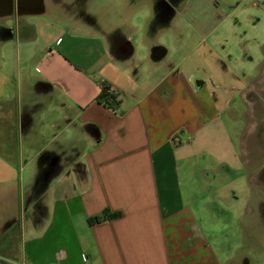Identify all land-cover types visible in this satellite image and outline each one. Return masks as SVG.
Listing matches in <instances>:
<instances>
[{"label":"crops","instance_id":"0c3cea01","mask_svg":"<svg viewBox=\"0 0 264 264\" xmlns=\"http://www.w3.org/2000/svg\"><path fill=\"white\" fill-rule=\"evenodd\" d=\"M144 1L136 46L88 6L10 16L0 3V250L19 235L17 264H220L202 216L236 200L216 194L219 174L257 186L263 77L171 58L159 37L182 0ZM104 86L114 110L96 100ZM42 165L46 182L21 197L18 171L34 170L31 187ZM103 211L119 216L87 222Z\"/></svg>","mask_w":264,"mask_h":264},{"label":"rangeland","instance_id":"374dc122","mask_svg":"<svg viewBox=\"0 0 264 264\" xmlns=\"http://www.w3.org/2000/svg\"><path fill=\"white\" fill-rule=\"evenodd\" d=\"M262 1L264 2V0H182L180 7L175 9L176 16L172 27L162 31L159 38L170 50L171 58L180 60L182 50L184 56L192 58V61L198 55L210 65H227L235 72L245 75L251 72L247 67L257 61V44L264 38H262L264 14L259 6ZM254 2H258V7L253 4ZM92 4L91 14L102 18L109 25L118 26L121 33L131 37L135 46L139 39L141 41L144 39V27L151 16L146 1L92 0ZM5 23L9 24V20ZM154 26L155 29L158 28L156 21ZM180 45L184 47L180 49ZM140 49L139 54L146 52L143 42ZM238 103L235 99L233 105L236 107ZM261 125L263 134V123ZM260 140L256 141L253 138L250 146L260 145ZM40 143L43 144L44 141ZM260 155L264 159L263 151ZM47 166L42 165L35 177L43 184L50 173ZM33 175L34 170L31 167L18 171L17 182L21 184V197H26L28 192L31 193L28 184L34 179ZM220 178L224 179L219 182L216 194L228 198L232 195L236 200L232 201L228 208L219 197L213 214H203L201 226L203 236L207 239V247L212 250L220 264H264V215L257 214V201H264V190L246 185L240 171L231 172L228 178L221 173L218 176V179ZM41 210L39 208L36 211L38 217ZM209 220L212 224H209ZM11 245L13 250L8 252L0 250V264H17L19 235L11 239Z\"/></svg>","mask_w":264,"mask_h":264},{"label":"flooded vegetation","instance_id":"af4514ba","mask_svg":"<svg viewBox=\"0 0 264 264\" xmlns=\"http://www.w3.org/2000/svg\"><path fill=\"white\" fill-rule=\"evenodd\" d=\"M3 6L7 7L8 5V0H0ZM50 2L54 7L57 6V8H61V9H68L71 8L72 6H82L84 9L87 8V6L89 7V9H93V4H92V0H12V5H13V13H16L17 9H21L24 7H37V8H41L42 10L45 9L44 5ZM92 4V5H91ZM261 6V10L263 11L264 14V4L263 5H259ZM17 14V13H16ZM264 37V34L262 35V38ZM260 44V48H258L257 52V61L253 62L251 64V66H253L254 68H256L262 75L263 80L260 84V89L258 91L257 94H253L252 93V101L256 100L257 103L259 104V113L260 116L263 118V126H264V38L259 42ZM251 60L253 61V58H251ZM262 141L260 140V147L259 149L261 151L264 152V133L262 136ZM257 188H259L260 190L263 189L264 190V169L260 171V175L258 177V181H257ZM258 210H257V214L260 215H264V201L263 200H258Z\"/></svg>","mask_w":264,"mask_h":264},{"label":"trees","instance_id":"16d2710c","mask_svg":"<svg viewBox=\"0 0 264 264\" xmlns=\"http://www.w3.org/2000/svg\"><path fill=\"white\" fill-rule=\"evenodd\" d=\"M98 103H101L103 105H105L107 108L114 110L117 105L119 104V100L117 99V97L115 95H113L111 92H109L108 87L104 86L101 90V92L99 93V95L96 98ZM42 181L38 180L37 178L34 180V184L30 187L31 188V195H35L36 189L39 190ZM43 185V183H42ZM30 191V190H29ZM27 197V194H26ZM119 216V213H111L109 211H103L100 215H97L93 218H88L87 222L89 224L92 223H99L105 219H112V218H116Z\"/></svg>","mask_w":264,"mask_h":264},{"label":"water","instance_id":"95a60500","mask_svg":"<svg viewBox=\"0 0 264 264\" xmlns=\"http://www.w3.org/2000/svg\"><path fill=\"white\" fill-rule=\"evenodd\" d=\"M1 2V1H0ZM7 12H8V14H10V16H12L13 15V10H14V8H13V5H12V0H8V5H7ZM87 19H89V18H91L90 19V21L92 22V20H93V18L91 17V16H88L87 15V17H86Z\"/></svg>","mask_w":264,"mask_h":264},{"label":"built area","instance_id":"2783aa9c","mask_svg":"<svg viewBox=\"0 0 264 264\" xmlns=\"http://www.w3.org/2000/svg\"><path fill=\"white\" fill-rule=\"evenodd\" d=\"M82 259H84V256L82 255Z\"/></svg>","mask_w":264,"mask_h":264}]
</instances>
